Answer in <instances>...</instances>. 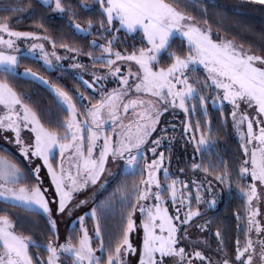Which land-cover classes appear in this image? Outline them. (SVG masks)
I'll return each mask as SVG.
<instances>
[{"label": "snow or ice", "instance_id": "obj_1", "mask_svg": "<svg viewBox=\"0 0 264 264\" xmlns=\"http://www.w3.org/2000/svg\"><path fill=\"white\" fill-rule=\"evenodd\" d=\"M96 2L100 6V16L106 17V23L104 19L99 21L97 28V32L100 33L99 39L104 38L103 33L111 34V29L118 21L117 32L121 30L129 34L141 32V43L146 42V46L134 50L129 55H122L119 51L113 52L116 36H112V39L107 41V46L93 39L88 44L93 51L87 53L83 52V48L71 47L68 44L59 45L67 52L74 53L73 60L75 56L87 55L94 64L107 69L105 76H97L93 72V83L79 77L87 88L93 89L96 82L108 80V76L118 79V88L110 91L101 88L100 100L91 107H85L83 113L77 108V103L89 100V97L83 93H80L79 98L76 99L63 87L50 83L31 68H26L23 72L18 70L21 59H26L39 63L46 72H53L57 69L64 72L65 69L60 65V61L69 57L56 54L55 40L49 36H36L31 32L12 30V16H6L0 21V76L5 78L0 79V106L5 109V115L0 116V131H10L15 134V144L19 148L20 155L29 162L25 171L18 164L10 162L5 157H0V201L11 208L22 210L28 216L43 220L48 231L56 236V241L49 239L46 246L37 244L31 236L17 235L16 225L10 219V214H2L0 215V245H2L0 264H63L61 257L70 258L71 264H127L126 257L137 252L130 241V234L138 230L135 219L137 210L141 216L139 228L143 230L139 264H164L165 258L174 259L175 264H264V222L257 219L261 215L259 208L253 209V204L259 201L257 185L264 186V122L255 120L259 128L257 133L253 128L255 118L250 119L246 113H239L241 104H246L249 108L254 107L260 116H264V57L251 54L250 50L245 49L243 45H237L234 40L223 37L213 39L212 28L207 19L203 20L206 27L202 28L194 16L181 10V7L187 9L190 5H196L199 11L206 16L208 7L218 6L216 0H207V6L198 5L197 0H184L183 5H181V0H172V2H167V0H96ZM241 2L261 6V10H264V0H241ZM37 7L50 14L40 17L41 23L37 24L38 28H42L46 20L63 19L67 15V27L74 35H83L84 38L92 35L93 20L87 21V27L76 23L73 17L78 12L70 3H65V0H37ZM0 10L31 16L33 6L30 3L25 5L23 0H17L15 4L0 6ZM79 10L92 12L93 8L86 3H81ZM5 35L8 39H4ZM22 39L47 41L52 45L53 51L51 53L46 51L43 43H33L27 51H22L16 43ZM176 40H179L180 44L174 49L173 43ZM113 56L115 59H112ZM161 61H170V63L167 67L157 70L156 65ZM117 62H134L138 70L134 73L129 69L128 74L124 76ZM257 64L260 66H256ZM197 66H203L207 73L204 88L217 90V95L213 97V104L219 102L223 105L227 102L232 105L233 124L239 129L240 125L247 122V143L255 142L257 145L251 151V160H244L239 168V182L235 193L231 173L226 164L225 170L215 176V180L223 186L220 191H216L211 182L204 189L203 185L195 180L189 184L181 183L179 179H171L173 174L169 168L164 167V152H160L159 157L152 159L151 163L147 162L145 156L143 166H140L148 144L153 145L148 148V151L155 156L166 137L151 139L163 115V112L158 111L151 101L136 99L128 103L123 102L133 90L137 94L143 92L155 97L163 105H167L170 101L172 108L181 109L186 117L197 114L195 103L191 109L186 105L188 101L198 99L199 112L204 117V127L201 126L200 120H197L195 126L190 122H185L183 135L193 133L188 143L195 145V153L201 157L205 153L211 155L214 152L217 140L212 133L211 121L207 119L208 96L199 94L200 89L195 86L200 83L199 80L193 84L189 82L188 77V72L195 71ZM70 67L83 70L85 65L73 63ZM132 77L139 81L135 83L134 89L130 85ZM7 78L25 79L28 82L46 86L54 93L60 110L67 113L66 118L58 122L55 128L45 126L38 110H34L25 103V100L30 97L17 93L7 83ZM221 91L222 96L219 94ZM137 106L145 108V111L138 113L139 119L134 126L124 125L119 114L121 107L127 113L130 108L135 109ZM164 111H167V108H164ZM104 113H107L112 125L120 124V132H115V128L113 129L117 137L115 143H113L112 136L106 134L108 120L104 118ZM80 115L84 116L83 120L78 118ZM223 115L221 111V116ZM238 115L239 120H237ZM21 122H23V127L28 128L33 134L34 140L22 139ZM85 130L88 133L86 156L83 151ZM196 133H199V139H196ZM101 137L104 140L103 147L99 157L94 158V149L98 146ZM244 138L241 134V139ZM169 143L171 144V141ZM241 147L244 148L245 156H247L248 148L243 143ZM57 149L62 158L59 171L50 162L54 159ZM70 151L81 162L76 165V176H72L63 167V157ZM33 158L43 161L42 166L47 169L51 186L55 190L54 200H49V191L43 186L40 176L41 165L36 164L32 167V164H35ZM109 158L113 163H117L118 168L122 167L123 171L108 170L106 165ZM119 162H122V165ZM191 168L193 172L202 170L207 175L211 164L202 167V164L193 162ZM106 171L109 176L123 175L125 178L136 176L139 172L141 178L138 182H133L130 187L122 181L113 194L115 196L119 193L118 199L102 202L101 206L92 208L91 213L88 214L95 221L94 236L100 239L97 248L92 247V237L89 236L84 226L85 216L79 217V231L82 235L74 237L69 234L64 243H59L57 222L54 216L65 213L71 216L74 211L72 204L75 194L84 190L89 182L93 185L97 184ZM161 171L164 183L159 179L158 174ZM183 171L180 169L181 173ZM249 176L251 183H243ZM29 178L34 183L30 184ZM80 178L83 179L82 183L79 182ZM193 186L196 189L194 197L191 192ZM165 192L171 199L173 207L176 208L175 217L168 214L167 208L161 207L165 202ZM225 193L243 201L247 218L245 226L241 223L243 217L239 213L236 214L238 235L235 241L234 256L229 257L223 234L219 229L214 234L218 241L217 247L214 250L209 248L212 254H205L200 250H193L189 253L187 248L180 247L181 237L178 232L181 226L185 228L183 239L188 241L190 246L193 248L200 244L207 246L206 241L190 239L187 226L203 215L200 210L201 206L206 205L209 210L215 209ZM206 196H210L211 199H206ZM153 197L155 203L147 206V201ZM177 199L180 201L179 206L176 205ZM193 199L196 204L195 209L192 207ZM85 203H87L86 200H81L75 207H80ZM116 204H119L121 208L120 235L115 240L114 247L109 246L106 249L100 221L106 218L110 210L113 214L115 213ZM185 207L187 211L181 218L180 211ZM20 219H27V217L22 216ZM39 220L33 222L34 227L38 226ZM174 220L180 222L179 226L174 223ZM211 224L212 218L209 217L203 224H197L196 228L199 232H210ZM157 229H159V234H157ZM241 231L244 232L243 244L239 239ZM253 233L256 239L252 238ZM30 247L45 251L46 261L39 258L34 260L29 254Z\"/></svg>", "mask_w": 264, "mask_h": 264}, {"label": "trees", "instance_id": "obj_2", "mask_svg": "<svg viewBox=\"0 0 264 264\" xmlns=\"http://www.w3.org/2000/svg\"><path fill=\"white\" fill-rule=\"evenodd\" d=\"M16 2L17 0H0V6L6 7L9 4H15ZM167 2H172V0H167ZM183 2L184 0H181V5H183ZM23 3L25 5L30 3L33 6L31 16H28L27 14H13L0 10V21H2L6 16H12V30L31 32L37 36H49L52 40H55L57 45L56 48L58 49L60 48V44H68L71 47L83 48V52L87 53L89 51H93L92 48L88 47L90 41L96 39L98 43L107 46V41L112 39V36L117 37L113 44V49H120L124 52L130 53L146 46V42L141 43V32L131 34L126 33L124 30L117 32V23L116 26L111 29V34L103 33L104 38L99 39L100 33L97 32L99 21L104 19L106 23V17L100 16V6L97 4L96 0H65V3H70L78 12V14L73 17L76 23L81 24L82 27H87V21L89 19L93 20L94 27L92 29V35H88L86 38H84L83 35H74L73 32L69 30L67 27V15H65L63 19L52 18L46 20L43 22V27L38 28L37 24L41 23L40 17L42 15L50 14L44 11L42 8L37 7V0H23ZM81 3H86L89 7L93 8V11H80L79 5ZM197 4L207 6V0H197ZM216 4L218 6L215 8H207L206 16L204 13L199 11L196 5H190L187 9L181 7V10L194 16L201 26L206 27V25L203 24V20L207 19L209 25L212 28L214 37L222 36L227 39L234 40L235 43L243 45V47L251 50L255 54L264 57V10H261V6L244 4L241 2V0H216ZM179 44L180 41L176 40L173 43V48L175 49ZM95 51L98 53V49ZM77 57L82 62L84 61L89 67H101L99 64H94L92 60L88 59L87 55H79ZM169 63L170 61H161L160 64L156 65V68L167 67ZM26 68H31L33 71L49 80L50 83L60 85L76 99L79 98L80 93H83L85 96L89 97V100H84L82 103H77V108L81 113L84 112L86 102H92L93 104L98 102V98L93 92V89L87 88L86 85H84L79 79V76L67 67H63L65 69L64 72H61L59 69L53 72H46L40 67L39 63H35L31 60L21 59L18 70L22 72ZM206 76V72L201 68H196L195 71L188 72L189 82L195 84L196 80H199L200 83L195 85L200 89L199 94L208 96L207 119L211 121L212 133L217 140L215 150L211 155L205 153L204 156L201 157L199 154L195 153V145L188 143L187 136L183 135L182 143L180 144L179 148V157L176 158L174 162L177 163L176 168L178 170H184L183 173L179 171L178 174H192L194 176V180L198 184H202L204 189H206L209 186V182H211L212 187L216 191H220L223 186L215 180V176L221 174L225 170L226 164L228 171L231 173L233 192L235 193L237 183L239 182L238 172L242 162L245 160V153L241 147L240 141L235 135L230 112L227 106L225 104L221 105L220 107L211 105V100L215 96L216 91L214 88L212 91L210 90L211 88H204ZM0 79L5 78L0 76ZM7 83H9V85L13 87L17 93H21L27 97H30V99L25 100V103L33 107L34 110H38L45 126L55 128L58 122H61L66 118L67 113L60 110L54 93L49 91L46 86L39 83L28 82L25 79L7 78ZM194 103L197 105V114L195 116L187 117L186 122H190L193 126H195L197 120H200L201 126L204 127V117L199 112L198 99L196 101H188V108L191 109ZM221 111L224 113L223 117L221 116ZM187 135L191 136L193 133L189 132ZM195 135L196 139H199V133H196ZM0 153L7 156L13 163L18 164L22 170H27V165L13 152L0 147ZM193 162L202 164V167H206L211 164L209 174L206 175L202 170H196L193 172L191 168V164ZM122 171L123 170H119L118 172ZM140 178L141 176L139 172L136 176H128L126 178L123 175L114 176L112 180L106 185L103 192L93 202L91 205L92 208L101 206L102 202H110L113 199H118L119 193H116L115 196L113 194L118 184H120L122 181L126 182L130 187L133 182H138ZM28 182L30 184L34 183V181L30 178ZM243 183L248 184V178H246ZM191 191L194 197L196 192L195 186L194 191ZM205 198L209 200L211 199L210 196H206ZM192 207L193 209L196 208L194 199L192 202ZM0 210H3L0 211V215L10 214V219H12L16 225L15 232L18 235L31 236L37 244L44 246L47 245L49 239H52L55 242L56 236L48 231V228L43 220H39L37 217L28 216L27 213H24L20 209L11 208L5 205L3 201H0ZM200 210L203 215L199 219H194L195 224H203L205 220L211 217V231L203 232L204 241L207 242V246L198 245L194 250H200L205 253L212 254L209 251V248L214 250L217 247L218 241L215 239L214 234L219 229L223 234L225 247L228 250L229 257H233L235 241L238 235V221L236 220L237 213L243 217L241 223L246 226L247 218L244 213L243 201L225 193L220 198L215 209L209 210L207 209V206L204 205ZM120 212V205L116 204L115 213L113 214L110 210L107 213L106 218L101 219L100 221L102 237L106 249L109 246L114 247L115 240L120 235ZM22 216L27 217V219H20ZM37 220H39V224L38 226L34 227L33 222ZM84 224L86 229L89 231V235L92 237V245L100 244V239L93 236V231L95 230V221L91 219L90 215L87 214L85 216ZM79 230V225L71 226L69 229H67V238L69 234H72L74 237L80 235L81 233ZM239 239L243 244V231L239 233ZM29 254L34 260L39 258L46 261L47 259V253L36 247H30ZM61 260L63 261V264H66L67 262L71 264L70 258L68 257H61Z\"/></svg>", "mask_w": 264, "mask_h": 264}, {"label": "rangeland", "instance_id": "obj_3", "mask_svg": "<svg viewBox=\"0 0 264 264\" xmlns=\"http://www.w3.org/2000/svg\"><path fill=\"white\" fill-rule=\"evenodd\" d=\"M116 23L118 25L119 22L116 21ZM201 27L204 28V26H201ZM218 37H222V36H218ZM218 37L213 36V39H218ZM223 38H225V37H223ZM4 39H8V37L5 35ZM16 43H17V46L19 48H21L22 51H27V49L33 43H43L46 51H48L49 53H51L53 51L52 45L50 43L43 41V40H32V39L23 40L22 39V40L17 41ZM237 45H239V44H237ZM245 49H247V48H245ZM247 50H249V49H247ZM55 51H56V54L58 56L69 57L68 59L60 61V65L62 67H67V68L71 69L76 75H78L79 77H82L84 80H87L89 83H93V80H92L93 72H95V75H97V76L107 75V69L106 68H101V67H97V66L89 67L86 65V63L84 61L82 62L77 56H75V60H73L72 57L74 56V53L67 52L65 49H62V48H59V49L56 48ZM115 51L121 52L122 55H129L132 53V52H130V53L124 52L120 49H113V52H115ZM250 52H251V54L257 55L254 52H252L251 50H250ZM38 56H39V53L37 52V57ZM112 59H115V56H113ZM73 63H80L82 65H85V68L83 70L74 69V68L70 67V65H72ZM117 66L121 68V73L124 76H126L128 74L129 69H131V71L134 73L138 70V66H136L134 62H117ZM256 66L259 67L260 65L257 64ZM197 68H201L204 70L203 66H197ZM156 69L158 70L159 68H156ZM138 82L139 81H136L135 78L132 77L130 80L131 87L134 89L135 83H138ZM209 83H211V82L209 81ZM118 87H119L118 79H115L111 76H108V80H101V81H98L94 84L93 92L95 93V95L97 96L98 101H99L101 98V91H100L101 88H104L106 91H110L111 89L118 88ZM212 89L213 88H211L210 90L212 91ZM215 91H216V94H215V96H216L217 90H215ZM219 94L222 96L223 95L222 91ZM136 99L151 101L155 105V107L158 111L163 112V115L160 117V122L157 126V130L153 133L151 139L155 140V139H160L161 137H166V139H164L162 141V144L158 148L155 156H153V153L148 151V148H151L153 145H151V143L148 144L147 148H145V150H144V156H142V158H141V165L140 166L141 167L143 166L145 156L147 158V162L151 163L152 159L159 157L160 152H164V154H165L164 167L169 168L170 172L173 174L171 176V179H179V181L181 183H189L190 184V182L192 180H194V176L192 174H189V175L178 174L180 170H178L176 168L177 163L174 162L175 159L179 157V148H180V144L182 143L183 133H184L183 125L186 122V118H187L185 116V113L179 108H175V109L172 108L170 101L167 105H163L162 102H160L157 98L152 97V96H150L146 93H143V92L137 94L134 90L132 92H130V94L124 99L123 102L128 103L130 100H136ZM92 104H93L92 102H86L85 107H91ZM224 104L229 109L230 117L232 120V116H231V113L233 111L232 105L228 104L227 102H224ZM211 105L215 106V107L221 106V104L219 102H217L216 104H213V99L211 100ZM186 106L189 107L188 104ZM164 108H167V111H164ZM143 111H145V108L137 106L135 109L130 108L129 111L127 113H125L123 111V108L121 107L119 114H120V117L122 119V123L124 125L132 124L134 126L135 122L139 119L138 113L143 112ZM239 113L240 114L246 113L250 119L255 118L254 122H253V128H254V131L258 133L259 128L256 126L255 120H259L261 122H264V116H260L258 113H256L254 107L249 108L246 104H241L240 109H239ZM3 115H5V109L3 108V106H0V116H3ZM21 115H22V112H21ZM103 115H104V118L106 120H108L107 113H104ZM78 118L83 120L84 116H79ZM237 120H239V115L237 116ZM232 125L234 127L235 135L238 138V140L240 141V143L241 144L243 143L245 145V147L248 148V155L245 156V160L250 161L251 160V151L257 145L255 142H253V144L247 143V122L240 125L239 129H237V127L233 124V120H232ZM114 128H115V132L121 131L119 123H117L114 126V125H112L111 121L108 120V124H107V128H106V134L112 136L113 143H115L117 140V137L114 135V132H113ZM133 131H134V127H133ZM241 134H243V136L245 137L243 140L241 139ZM87 135H88V133L85 130L83 132V136H84L83 151L85 153V156L87 155V143H88ZM186 136H187L188 141H189V139L191 138L192 135L191 136L186 135ZM21 137L25 141H28L30 139L34 140V136L28 130V128L23 127V122H21ZM169 141H171V144L169 143ZM103 143H104V140H103V137H101V139L98 141V146L94 149V158L99 157V153L103 147ZM192 145H194V144H192ZM0 147L5 148V149L13 152L18 157H20L21 160L26 165H28L29 162L24 160V158L20 155L19 148L15 144V134L14 133H12L10 131L9 132L0 131ZM169 148H171L172 153L169 152ZM243 150H244V148H243ZM0 157H5L10 162H12L7 156H5L2 153H0ZM169 157H170V162H169ZM33 160H35V164H32V167H35L36 164L41 165L40 176L43 180V186H44V188L48 189V191H49V196H48L49 200H54L55 199V195H54L55 190L51 186V181H50V178L48 177L47 169L42 166L43 161H40L37 158H33ZM61 160H62L61 154L59 152V149H57L55 152L54 159L50 160L53 167L56 168L57 171H59ZM79 163H81V162L79 161V159L77 157H75L73 155V153L71 151L66 153L63 157V167L72 176H76V173H77L76 165H78ZM119 163L122 165V162H119ZM248 166L249 167L251 166L250 163ZM106 168L108 170L113 171V172H118L119 170H123L122 167L118 168L117 163H113L111 158H109L108 163L106 165ZM158 175H159V179L161 180V182L164 183L165 181H164L162 171ZM114 176H109L107 171H106L102 175L101 179L97 182V184L93 185V184H91V182H89L84 190L76 193L74 196L73 204H72L74 211H73L71 216H69L67 213H65L63 215H55L54 216V219L57 222V232L59 235V243H64L66 241L67 229H69L71 226H74V225L80 226V222H79L80 216H86L87 214L91 213V210H92L91 205L96 200V198L103 192L106 185L112 180V178ZM145 176H146V173H145ZM247 178H248L249 183H251L250 176ZM79 182L82 183L83 179L80 178ZM101 185H103V187H101ZM177 187L179 188L180 185L178 184ZM191 190L194 191V186L191 187ZM257 191H258L259 201L255 202L253 204V209H256L257 207L259 208L261 215L258 216L257 219L264 222V186H260L258 184L257 185ZM164 197H165V202L161 205V207L167 208L168 214L172 217H175L176 208L173 207L171 199L167 196V192L164 193ZM81 200H86L87 203L81 205L80 207H75V205L79 204V202ZM154 203H155V200L153 197L152 199L147 201V206H152ZM179 203H180V201H179V199H177L176 205L179 206ZM53 207H55V205H53ZM202 207L203 206H201V208ZM186 211H187L186 207L180 211V217L181 218H183L184 212H186ZM135 219H136V224H137L138 230L134 231L133 233L130 234V241L132 243L133 248L137 249V252L135 254H129L126 257L127 264H139V249L142 246V239H143V230L141 228H139V224H140V220H141L139 210H137L135 213ZM174 223H176L178 226L180 224V222L178 220H174ZM84 226H85V224H84ZM187 231H188L190 239H193V240L199 239V240L204 241L203 232L198 231V229L196 228V224H195L194 220L191 222L190 226H187ZM94 232H95V230L93 231V236H94ZM184 233H185V228L183 226L179 227L178 235L181 237L179 246L187 248L189 253H191L195 249V247H197L198 245L195 246L194 248H193V246H190L189 242L185 241L183 239ZM157 234H159V229H157ZM80 235H82V233ZM165 235H166V233H165ZM89 236L91 237V235H89ZM252 238L256 239L255 233H253ZM200 245H204V244H200ZM98 246H99V244L92 245L93 248H97ZM0 248H2V245H0ZM97 254H99V253H97ZM205 254H208V253H205ZM157 258H159V254H157ZM66 264H69V262H67ZM164 264H175V262H174V259L165 258Z\"/></svg>", "mask_w": 264, "mask_h": 264}]
</instances>
